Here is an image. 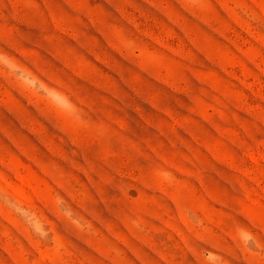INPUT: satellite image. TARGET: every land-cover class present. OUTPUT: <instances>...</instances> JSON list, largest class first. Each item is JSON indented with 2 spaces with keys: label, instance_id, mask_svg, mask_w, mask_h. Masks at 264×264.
I'll use <instances>...</instances> for the list:
<instances>
[{
  "label": "rangeland",
  "instance_id": "1",
  "mask_svg": "<svg viewBox=\"0 0 264 264\" xmlns=\"http://www.w3.org/2000/svg\"><path fill=\"white\" fill-rule=\"evenodd\" d=\"M0 264H264V0H0Z\"/></svg>",
  "mask_w": 264,
  "mask_h": 264
}]
</instances>
